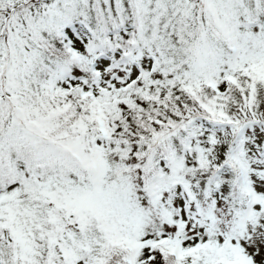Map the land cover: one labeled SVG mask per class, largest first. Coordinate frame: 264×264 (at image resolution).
<instances>
[{"label":"trees","instance_id":"trees-1","mask_svg":"<svg viewBox=\"0 0 264 264\" xmlns=\"http://www.w3.org/2000/svg\"><path fill=\"white\" fill-rule=\"evenodd\" d=\"M144 1L124 0L117 4L115 0H107L104 10L102 0H98L97 6L88 5L72 12L64 9L65 12H61L56 7L50 11V4L43 2L24 13L38 21L35 26L40 29L39 40L35 42L37 52L31 56L28 71L18 74L11 84L0 83V110L4 112V118L0 120L4 122L0 129V140L10 137L12 141L5 146L8 149L6 154L2 153L1 158V163L7 161L9 170L13 173L12 179L7 184H2L4 188L23 189L26 186L25 174L29 172L31 165L40 170L41 177H50L56 173L66 180L68 177L85 178L92 175V165L96 163V148L92 141L100 132L99 117L90 109L89 97H80L79 89H92L100 104H109L106 102V95L113 91L114 85L105 81L103 74L99 77L94 75L92 66L95 57L107 55L111 59V68L115 71L128 68L136 60L145 69L147 62L134 56L133 41H147L160 66L168 64L172 70L179 71V75L174 78L173 73L165 71L159 79H153L151 98L140 103L137 109L124 111L117 110L116 107L113 112L106 110L101 128L107 130L108 137H104L105 145L98 148L96 158L98 159L99 154L121 165L141 161L147 187L145 192L142 189L144 199H151L155 192L151 190L155 183L152 180L157 178L160 170L153 169L156 157L160 159L165 156L164 153L171 155L166 161L167 168L168 163H176L183 169V173L193 172L194 163L191 164V161L198 157H195V150L187 151L186 143L194 132L196 135L203 132V129L209 131L211 124L208 121L231 120L245 123L256 120L264 124V100L261 96V93L264 94V86L257 83L253 105L244 100L249 92L238 93L232 87L224 96L216 95L201 81L204 80L203 69L208 72L219 68L224 59L231 56V50L223 47L221 43L209 55L200 50L204 43L212 42L214 46L217 42L225 43L229 37L234 42L230 46H237V56L240 57L248 46L256 42L254 30L256 33L264 32V0H252L258 6L254 12L246 11L247 16L237 15L234 20H222L221 24L229 29L226 36H223L220 27L210 15L205 17V21H195L193 26H189L185 22L186 17L176 15L164 0L162 3L161 0H148L147 6L143 5ZM51 12L57 16L51 22H46ZM7 14L6 9H0V29L4 22L14 17L10 14L5 21ZM43 22L47 23V27H42ZM76 37L86 41L92 51L91 56L79 61L71 58L67 41ZM128 40L130 43H127L126 48L119 46ZM137 46L140 49L146 47ZM219 47L221 49L216 53ZM15 56L20 59L18 51ZM164 57L170 61H163ZM186 67L198 68L192 71L196 86L188 92L182 87L180 75ZM148 74L152 76L151 73ZM93 79L98 80L91 84ZM21 94H29L25 103L34 107L44 101H48L52 107L53 115L50 120L53 122L49 133L45 132L43 138L35 139L32 146L24 141L26 121L14 117L11 107L3 104L12 99V96ZM45 109L46 106L42 105L37 111ZM138 109L147 113V121H143L153 133L160 132V148L164 147L162 151L153 144L147 148L137 138L138 132L130 129H137ZM197 117L201 122L195 125L194 119ZM191 155L193 157L190 159ZM48 165L52 167L47 170ZM196 173L199 175L191 178L193 181L190 185L186 184L185 194L188 191L189 195L193 193L191 196L199 199L218 197L227 203L229 211L233 213L249 204V198L238 183V174L233 164L225 161L213 162ZM30 195L45 205L46 210L49 208L46 201L37 199V192ZM191 199L189 197L187 200ZM42 204L36 207L33 204L26 206L21 201L15 203L14 210L32 218L23 225L11 222L9 211L0 209V264H223L221 259L227 258L219 257L213 251L216 248L206 247L195 260L170 259L151 245L142 244L137 248L138 245L128 238H119L115 242L102 241L94 231L84 233L83 244L75 243L72 252L65 255L51 241L53 232L57 231L56 226L48 227L45 223L42 224L40 238H36L33 252L30 251L33 246H28L26 238L34 233L35 220L42 221L37 209ZM21 238L25 239L23 244H20ZM136 240L139 241L140 238ZM196 244L199 243L191 241L181 245L185 249ZM228 256L231 261L232 255L228 253ZM127 258L128 261L123 262Z\"/></svg>","mask_w":264,"mask_h":264},{"label":"rangeland","instance_id":"rangeland-1","mask_svg":"<svg viewBox=\"0 0 264 264\" xmlns=\"http://www.w3.org/2000/svg\"><path fill=\"white\" fill-rule=\"evenodd\" d=\"M98 0H0V9L7 10L8 20L10 14L14 17L4 23V34L0 38V83L11 84L15 77L22 72L28 71L30 67V59L32 54L36 55L35 42L39 40V28L35 26L38 21L28 13L31 7H37L41 3L50 4L49 10L53 11L55 7L61 12H72L75 9H84L88 5L97 6ZM106 1L102 0L103 8L106 10ZM212 0H164L171 11L179 17H186L187 20L199 16L200 11L213 9ZM222 6L229 9V14L236 17L239 13L246 11L254 12L257 3L252 0H220ZM64 9V10H63ZM247 14V13H246ZM57 16L54 12L47 17L46 22H51L53 17ZM25 17V19H24ZM62 18V16H59ZM227 17V16H225ZM43 22L42 27H47V23ZM50 25V24H49ZM68 45L71 46L72 52L76 57L79 55L88 57L91 50L87 45L81 44L78 37L68 39ZM148 47V42H145ZM3 46V47H2ZM215 46L201 47L205 54L210 53ZM216 50V49H215ZM8 53L6 54L5 53ZM16 51L20 53V59L15 56ZM218 51V50H217ZM149 54V52L147 53ZM260 58L258 61L255 59ZM262 58V59H261ZM151 66L154 59H148ZM153 61V62H152ZM256 61V62H255ZM104 59L97 60L95 68L103 71ZM245 62V63H244ZM255 62L254 64H246ZM149 69V68H148ZM146 69L143 77L137 87H130L127 91H120L112 96L111 104L116 107L134 105L140 100L149 98L146 85L154 78H159L161 74L168 71V66L157 65L153 69ZM194 70L197 68L194 67ZM227 73L226 79H231V85L238 93H247L245 102L253 105V98L257 83L264 86V37L260 36L257 44L252 45L246 50L244 56L237 62L229 61L224 63L222 69ZM112 70L107 69L106 77L112 76ZM135 76L137 70L135 71ZM151 73V77L150 74ZM134 75V73H133ZM177 76V74H174ZM244 79H238L242 77ZM121 79V75H118ZM249 77V78H248ZM149 78V79H148ZM191 75L189 70H185L183 82L189 83ZM229 81V80H228ZM218 91L224 92V86L219 81H214ZM264 100V94L261 93ZM29 94L14 95L12 99L3 102L11 107L14 117L23 119L29 126L31 132L30 138L26 143L34 145L35 139L43 138L45 132L49 133V128L53 120H50L53 113L52 107L48 101H44L37 107L28 100ZM242 98H244L242 96ZM246 104V105H247ZM42 105L47 109L37 111ZM2 111L0 110V120L2 119ZM262 125L252 123L244 126L238 133V138L234 141L231 153L226 154L228 141L232 140L238 130L231 124L227 126H215L212 134L204 135L196 141L197 152L200 151L205 159L192 161L194 164L193 172L183 173V169L176 163H171L170 169L166 174V180L169 185L171 183L190 182L191 178L198 176L197 171L208 167L210 162L219 158L226 157L234 159L239 172L241 185L251 196V203L245 210L240 213H230L225 203L217 198L207 200L194 199L191 203L186 202V197L181 198L177 194L175 196L167 195L165 191L161 199H156L154 204H148L139 197V175L136 165L131 170L119 169L121 173L117 181H110L108 184L102 178L95 179L93 182L72 180V184H62L56 179H45L42 181L46 192L47 199L56 207L58 213L59 224L62 226L65 219L79 218L84 222L96 221L100 223V227L110 237L114 236L115 241L121 236L136 239L139 237H152L153 240L145 242L144 245H151L158 248L170 259L187 258L197 259L206 247H210L216 251L218 256L229 257L232 260H223V264H264V164H254L257 159L258 141L263 137ZM141 139L147 142H155L158 136L153 134V130L149 127L139 129ZM47 143V142H45ZM205 148V150H204ZM232 156V158H231ZM171 158V155H169ZM106 163L100 162L103 166ZM97 169L98 166H95ZM33 172V168L30 174ZM99 177L98 175H96ZM165 181H163V184ZM55 187V188H54ZM157 191L160 187L157 186ZM21 204L26 206L33 204L41 205L32 195H25L19 192ZM15 193L0 200V206H10L18 197ZM40 217L44 219L47 215L45 205L37 208ZM192 213L196 220H192L188 214ZM11 214L10 217H13ZM55 221V220H54ZM48 224H53L52 219L48 220ZM200 233V234H199ZM33 235V233H31ZM204 239L205 243L195 246L194 249H183L178 245L180 240L185 243L193 240ZM167 239V240H166ZM158 240V241H154ZM60 249V248H59ZM27 260H29L27 258ZM128 258L123 260L127 262Z\"/></svg>","mask_w":264,"mask_h":264}]
</instances>
